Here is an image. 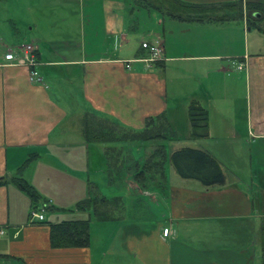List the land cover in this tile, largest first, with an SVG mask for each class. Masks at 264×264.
<instances>
[{
  "label": "crops",
  "instance_id": "obj_1",
  "mask_svg": "<svg viewBox=\"0 0 264 264\" xmlns=\"http://www.w3.org/2000/svg\"><path fill=\"white\" fill-rule=\"evenodd\" d=\"M5 1L0 264H263L264 10L257 6L264 0H179L222 6L208 19L170 15L141 0L135 7L41 0L36 18L34 3L23 0V15L7 18ZM65 6L74 7V25L54 18L53 8ZM24 44L36 47L39 81L28 66L4 59ZM153 44L162 55L147 65ZM193 101L209 114L205 138L191 137ZM163 114L173 138L123 137ZM88 117L114 123L115 138L98 139L96 128L88 138ZM161 145L166 159L150 168ZM181 147L212 154L224 183L181 177L170 160ZM16 176L35 189L44 220H31L32 199ZM97 197L104 203L80 206ZM83 218L90 219L88 246H51V224Z\"/></svg>",
  "mask_w": 264,
  "mask_h": 264
},
{
  "label": "trees",
  "instance_id": "obj_2",
  "mask_svg": "<svg viewBox=\"0 0 264 264\" xmlns=\"http://www.w3.org/2000/svg\"><path fill=\"white\" fill-rule=\"evenodd\" d=\"M147 6H154L164 10L167 14L182 16L183 14L196 15L198 19H208L215 14L222 6H199L193 4H185L179 0H141ZM225 6V5H224ZM255 9V5H249ZM264 10V6H257ZM225 17V16H224ZM249 25L262 29L259 23L253 22L250 18ZM188 114L191 122L192 132L191 137L194 139L205 138L209 135V114L198 102H191L188 109ZM96 128L97 138L104 139L105 137L115 138L118 133L117 126L114 123H109L104 120L86 119V135L89 138L92 129ZM107 129V134L104 130ZM110 130V131H109ZM124 138L131 140H164L173 138L169 133L166 125L165 115L157 117H149L146 120V127L142 131H127L123 135ZM158 159L157 165H162L166 159V150L164 145L159 146L149 157L150 168H152L154 160ZM170 160L174 165L177 173L184 178H192L200 181L205 186H214L223 184L225 175L218 160L209 152L203 149L181 147L171 153ZM25 166V165H24ZM147 167V166H146ZM22 167L21 169H23ZM12 181L16 182L19 188L28 193L32 199V209L37 210L39 204V196L35 189L21 177H13ZM104 197L96 198L94 201H82L80 206L86 207L90 204L104 203ZM104 217V216H103ZM50 244L53 248L65 247H86L90 244V219H73L64 220L59 223H53L50 226ZM264 249V239H263ZM264 264V259H263Z\"/></svg>",
  "mask_w": 264,
  "mask_h": 264
},
{
  "label": "built area",
  "instance_id": "obj_3",
  "mask_svg": "<svg viewBox=\"0 0 264 264\" xmlns=\"http://www.w3.org/2000/svg\"><path fill=\"white\" fill-rule=\"evenodd\" d=\"M149 49L150 56L144 59L147 65H150L152 62L158 61L162 55V49L157 44L151 45ZM4 59L8 62L20 63L28 66L29 68H31L30 79L33 81L40 80L39 72L35 68L38 63V59L36 47L33 44H24L23 46L19 47L18 53L10 50L9 53L4 56ZM239 68H242V65H240ZM31 220H44L43 209L39 208L37 210H32ZM171 232V229L166 228L164 230V235L168 236L169 234H171Z\"/></svg>",
  "mask_w": 264,
  "mask_h": 264
},
{
  "label": "rangeland",
  "instance_id": "obj_4",
  "mask_svg": "<svg viewBox=\"0 0 264 264\" xmlns=\"http://www.w3.org/2000/svg\"><path fill=\"white\" fill-rule=\"evenodd\" d=\"M20 1H23V0H6L5 3L2 4V6L5 7L4 10H2V14L4 16H7V18H9V17L11 18V16H17V15L19 16L20 14L23 15L22 12H21L22 9L18 8V4H19ZM26 1L34 3L33 4L34 7L32 8V10H33V18H36V17L40 16L39 6H37L36 3L38 1H41V0H26ZM43 1L52 2L53 0H43ZM60 1H63V0H60ZM65 1H66V3H69L71 6H73L79 0H65ZM85 1H88V0H85ZM123 1H128L130 3V6L135 7V0H123ZM53 9L56 10V12H58V15L54 17V18H57L58 22H60V20L62 19L61 17H64V21L66 23H69L70 25H72V24L74 25L76 23L75 19H77V17L73 13L74 7L65 6V8L55 7ZM53 9H48V11H54ZM261 25L264 27V21L261 22ZM257 30H259V29H257ZM255 32H257V31L255 30ZM187 132H188L187 134H189V130ZM182 142L184 143L183 140H182ZM185 142H189V140H187ZM183 143H178V144L184 145ZM137 154L138 153H136L135 155H137ZM228 157L229 158H233L234 154L231 157L228 155Z\"/></svg>",
  "mask_w": 264,
  "mask_h": 264
}]
</instances>
